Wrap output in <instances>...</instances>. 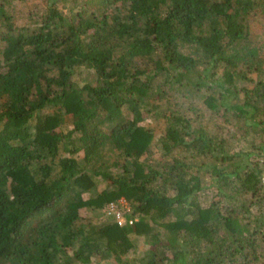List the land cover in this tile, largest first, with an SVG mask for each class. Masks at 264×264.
<instances>
[{
	"label": "trees",
	"instance_id": "16d2710c",
	"mask_svg": "<svg viewBox=\"0 0 264 264\" xmlns=\"http://www.w3.org/2000/svg\"><path fill=\"white\" fill-rule=\"evenodd\" d=\"M23 1L0 0V264H133L135 237L134 264H264V0H44L19 24ZM122 199L133 225L82 215Z\"/></svg>",
	"mask_w": 264,
	"mask_h": 264
},
{
	"label": "rangeland",
	"instance_id": "374dc122",
	"mask_svg": "<svg viewBox=\"0 0 264 264\" xmlns=\"http://www.w3.org/2000/svg\"><path fill=\"white\" fill-rule=\"evenodd\" d=\"M18 1V0H17ZM44 0H24L23 3L21 5H18V7L16 8V13L21 16V19L19 20V24H25V19H28V17L26 16H30V14L35 13V14H42L43 12H45L46 7L44 6ZM249 26H250V32H251V37L253 42H255L258 46L261 47L262 49V53L264 56V11H259L258 13H256L255 15H253L250 18L249 21ZM74 80H76L78 83L83 84L84 81L88 80V72L86 70H83L81 72L76 71L75 75H74ZM144 125L146 127H149L150 129H152L155 134L156 137H159V134L162 130L163 124L161 122H156L153 119H148ZM67 128H71L70 126H68ZM245 147L249 146V142H244L243 143ZM239 146L238 150L240 148H242V145ZM83 153L79 154V157L82 156ZM104 188H106V185H103L100 187L101 190H103ZM208 197L209 200L212 198V196L214 194H211V192L208 193ZM125 203L121 204L122 208H131L130 204L122 199ZM107 206V205H106ZM106 206L102 209V210H83L82 211V215L86 218H89L92 222L94 223H102V222H109L112 220H115L113 216L107 215L105 212V208ZM132 212V211H131ZM130 212V213H131ZM135 239L134 242L137 246L136 251L130 253L128 255V259H130L133 264L134 262H138L136 259L139 257L144 256L145 251L149 248V246L146 244L145 240L143 238H133ZM100 264H105L106 262H100ZM97 261H94L91 264H99ZM110 264V263H108ZM111 264H116L115 261H112Z\"/></svg>",
	"mask_w": 264,
	"mask_h": 264
},
{
	"label": "built area",
	"instance_id": "2783aa9c",
	"mask_svg": "<svg viewBox=\"0 0 264 264\" xmlns=\"http://www.w3.org/2000/svg\"><path fill=\"white\" fill-rule=\"evenodd\" d=\"M123 200H119L118 202L110 203L106 206L105 212L107 215L113 216L115 221L120 226H124L126 224L133 225L136 219L127 218V214L131 212V208H122L121 204H123Z\"/></svg>",
	"mask_w": 264,
	"mask_h": 264
}]
</instances>
